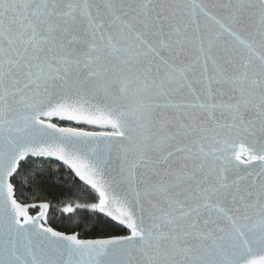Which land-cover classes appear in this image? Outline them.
Masks as SVG:
<instances>
[{
    "label": "snow or ice",
    "instance_id": "6c2138e0",
    "mask_svg": "<svg viewBox=\"0 0 264 264\" xmlns=\"http://www.w3.org/2000/svg\"><path fill=\"white\" fill-rule=\"evenodd\" d=\"M0 264H264V0H0Z\"/></svg>",
    "mask_w": 264,
    "mask_h": 264
},
{
    "label": "trees",
    "instance_id": "16d2710c",
    "mask_svg": "<svg viewBox=\"0 0 264 264\" xmlns=\"http://www.w3.org/2000/svg\"><path fill=\"white\" fill-rule=\"evenodd\" d=\"M66 175V174H65Z\"/></svg>",
    "mask_w": 264,
    "mask_h": 264
}]
</instances>
